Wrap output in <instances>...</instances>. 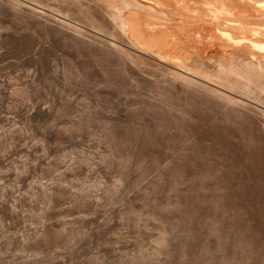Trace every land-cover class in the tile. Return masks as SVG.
<instances>
[{
  "label": "rangeland",
  "instance_id": "374dc122",
  "mask_svg": "<svg viewBox=\"0 0 264 264\" xmlns=\"http://www.w3.org/2000/svg\"><path fill=\"white\" fill-rule=\"evenodd\" d=\"M127 2L0 0V264H264V59L216 60L174 0L134 2L177 50L133 49Z\"/></svg>",
  "mask_w": 264,
  "mask_h": 264
},
{
  "label": "bare ground",
  "instance_id": "6f19581e",
  "mask_svg": "<svg viewBox=\"0 0 264 264\" xmlns=\"http://www.w3.org/2000/svg\"><path fill=\"white\" fill-rule=\"evenodd\" d=\"M224 1H226V0H224ZM252 1H254V0H252ZM135 3L136 2H134V0H133V3H132V1L129 3V0H128V2L125 3V4L126 5L127 4L130 5L129 7H131V8L134 6L135 8L138 7L139 9L138 8L135 9L133 7L132 11L130 12V16L129 17H125L123 15V13L122 14L121 13L115 14V17H114L115 20L114 21L116 22L115 24H117V26H119L121 28V32L123 31V32L126 33V36H127L128 33H130V34L135 36L136 42H134V44H131V43L130 44H131V46L136 44L140 49L142 48L141 50L138 49V51L149 52V51H151L150 49L153 48V47H160L163 50H177V48L179 46V44H178L179 43L178 42L179 39L177 38V36L172 31V27H170L169 24H167V23L157 21V18H156L157 16H160V21H161V19L165 18V16L163 17L161 15V13L162 14L164 13V12H162L164 10L165 12L169 11L168 13H170V14H168L169 16L166 15L167 18L168 17L169 18H171V17L173 18V19H169V20H171V21L174 20V19L178 20L177 23H174L175 25L176 24L181 25V26L189 25V26L193 27V30H195V32H197V33L205 32L210 37V39H212L213 41L215 40V42H216L217 40H220L222 43L227 44L228 47L230 46V51L228 50L227 52H224V51L222 52V50H221V51H219L220 53L218 52L219 56H217L218 53H216L217 54V55H215L216 56V60L218 59L217 57H220V54H222L223 56L228 55L231 58H235V59L241 58L238 55H240V56L242 55V56L245 57V58L243 57L244 59L252 60V61H257L258 59H264V19L260 20L259 18H261V17H259V18L255 17L254 18L253 15L251 13H249L248 10H245V9H242V8H236L234 6H233V8L228 9V6L224 2H222L220 4V3H218V0H174L173 4L174 5L178 4V5L175 6V7H172L170 10H168L166 8V10H168V11H166L164 7H160V6L157 5L158 8H156L155 7L156 5H154V7L156 9L160 8L158 10L159 13L157 12L158 14H156V12H154L153 9L150 10L151 11L150 12L149 8L147 6H145V8H144L142 4L138 5V3H136L137 6H135L134 5ZM256 3H257L256 4L257 6L256 5L254 6L255 10H253V11L254 12H257V11L262 12L263 16L262 15L261 16H262V18H264V1L263 0H258ZM155 4H158V3L156 2ZM253 4H255V3H253ZM139 6L141 7V9H140ZM170 6H171V4H170ZM206 6H208L209 8H207ZM146 8H148V9H146ZM134 9L136 11L140 10L141 12H139V14L143 13L142 9H146L148 11L147 12L148 14H146L145 13L146 11L143 10L144 13L142 15H138L137 14L138 12L136 13ZM161 9H162V11H160ZM232 10H234L237 13L238 19L232 20V19H229V18L225 17L224 14L226 13V11L230 12ZM152 11L156 15H153ZM127 12H129V10H127ZM207 12H211V13L214 14V18L212 20H208V19L204 18V15ZM150 14H151V16H154L156 19L151 18ZM161 17H163V18H161ZM166 19H164V21H166ZM189 21L191 22L190 24H188ZM168 22H170V21H168ZM174 28H175V30H177L178 27H174ZM125 33L122 34V35L125 36ZM169 37H172V38L170 39ZM126 41H128V39ZM212 43H214V42H212ZM212 43H208V46H210V48H211V45L213 46ZM217 43H216V45H217ZM136 45L133 47V49L134 48L135 49L138 48ZM216 45L214 47H216ZM143 47L145 49H143ZM187 49L189 51L191 49L190 53L194 52V51L192 52V50H196L197 53L196 52H194V53L200 54V52L202 51L203 48L201 49V51L199 50L198 47H189V48L187 47ZM211 49H213V47ZM198 51H200V52H198ZM157 56H159L160 58L161 57L162 58H168V57L161 56L159 52H157ZM202 56H204V55H202ZM223 56H221V57H223ZM235 56H238V57H235ZM187 57L191 59V57H189V56H187ZM187 57H186V59L184 58L183 61L184 60L186 61L188 59ZM210 58H212V57H210ZM169 59H166V60H169ZM180 59H181L180 57H175L174 58L175 61L173 60V61L170 62V60H172V58H171L168 62L167 61L166 62H167V64L173 62L172 65L176 63L177 66L179 65L178 67L180 68V65L182 64V62H181L182 60H180ZM235 59H232V60L235 61ZM223 60L225 61L226 59L224 58ZM237 60H239V59H237ZM150 61H152V60H150ZM159 61H161V60H159ZM190 61L191 60H189V63H190ZM230 61H231V59H230ZM230 61L228 60V63ZM187 62H188V60H187ZM187 62L186 63L184 62L185 63L184 66L181 65V68L179 69L182 73H185L186 75L191 73L190 71H186L188 68L186 70H182V66L184 68H186L185 65L187 64ZM218 62L219 61H217V63ZM250 62L251 61H248L245 64L246 65V70L248 69L249 66H254V65H251ZM194 63L196 65V62H194ZM201 63L203 64V62H201ZM235 63H238V62H235ZM202 64H201V67H202ZM219 64L222 65V62H219ZM225 64H227V63H225ZM257 64H258V66L256 67V70L261 72V73H264V66L262 64H260V62H257ZM175 65H174V67H175ZM177 66L175 67L176 69L178 68ZM171 67H170V69H171ZM218 67H220V66H218ZM226 67L221 66L220 69L218 68L219 69L218 72H217L218 74H216V75L217 76L219 75V76L218 77L216 76V78L214 76V78L215 79L221 78V80H222V77H224V79L228 77V78H230V81H231V78L233 80H235V81L237 79H240V78L244 79V75L241 72L236 71L234 68H231V67L230 68H226ZM200 70H201V68H200ZM200 70H198L197 72H199ZM172 71H173V69H172ZM208 71H210V70H208ZM175 72L177 73V71H175ZM195 72H196V70H195ZM182 73H180V74H182ZM198 75H201V74H198ZM192 76H193V74H192ZM196 76H197V74H196ZM207 76L208 75H205L206 78H209ZM210 76H211V74H210ZM180 77H181V75H180ZM200 77L206 79L204 77V75H202ZM200 77L198 79H200ZM226 80L227 79H225L224 81H226ZM207 81H209V79H207ZM205 82H206V80H205ZM209 82L210 83L212 82L211 79H210ZM227 83H229V82H227ZM222 87H223V85H222ZM224 89H226V86H225ZM231 89H232V85H231ZM233 90H236V88L233 89ZM237 91H239V90H237Z\"/></svg>",
  "mask_w": 264,
  "mask_h": 264
}]
</instances>
